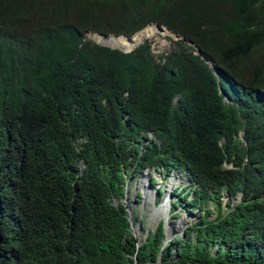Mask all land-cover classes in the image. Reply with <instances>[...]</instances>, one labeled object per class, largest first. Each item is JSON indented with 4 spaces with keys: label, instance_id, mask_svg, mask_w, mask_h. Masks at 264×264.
<instances>
[{
    "label": "trees",
    "instance_id": "obj_1",
    "mask_svg": "<svg viewBox=\"0 0 264 264\" xmlns=\"http://www.w3.org/2000/svg\"><path fill=\"white\" fill-rule=\"evenodd\" d=\"M151 23L233 78L227 102L180 41L160 66L147 43L121 54L84 37ZM152 166L184 169L189 203L216 209L158 260L161 225L135 247L110 203ZM133 260L264 264V0H0V264Z\"/></svg>",
    "mask_w": 264,
    "mask_h": 264
},
{
    "label": "clouds",
    "instance_id": "obj_2",
    "mask_svg": "<svg viewBox=\"0 0 264 264\" xmlns=\"http://www.w3.org/2000/svg\"><path fill=\"white\" fill-rule=\"evenodd\" d=\"M149 26H154V27H156V32L157 31H160V32H163V31H165L166 33H168V34H170V35H172V37H173V39H170V38H168L167 37V40H169L170 42H171V45H172V48L170 49V50H168L167 52H162L161 54H157V55H154V54H152V51H151V49H150V44L148 43V41L146 40H144V41H142L141 42V40H140V42L136 45V46H134L133 48H131V49H129V50H121V49H119V48H117V47H110V46H108V45H105V44H102V43H99L98 41H97V38H99L100 40H106L107 38H114V39H116V38H122V39H124V40H126V41H131L132 40V38L134 37V36H136L139 32H146V29L147 28H149L150 29V27ZM88 34H92V35H95V41H91V40H88L87 38H86V35H88ZM148 34H151V32L149 31V33ZM105 37V38H102V37ZM150 36V35H149ZM85 40H88V41H90V42H92V43H94L95 45H97V46H100V47H105V48H108V49H110V50H114V51H117V52H119V53H121V54H127V53H130V52H132L133 50H135L137 47H139L140 45H142L143 43H147V45H148V51H149V53L151 54V56L153 57L152 59H153V62H154V64H156V65H160V66H163L164 64V57L169 53V52H172L173 50H174V48H175V46H174V43L175 42H178V41H180L182 44H184V46L185 47H187V50H186V52L187 53H189L192 57H194V58H196L197 59V61L198 62H200L207 70H208V72L210 73V75L213 77V80H214V86H215V89H216V92H218V94H220L221 96H222V99L224 100V101H228L229 100V97L226 95V93H225V91H224V88H226V85H227V83L229 82V83H231V85H233V82H232V77L229 75V74H227L226 72H224L223 70H221L219 67H217V68H215V69H213L212 67H213V63L210 61V60H208V59H206L205 57H204V52L199 48V46H197V44H195V43H193V42H190V41H187V40H185L184 38H182V36H180V35H177V34H174V33H172V32H170V31H168L167 29H166V27H164V26H161V25H158V24H156V23H151V24H147V25H145L144 27H142L141 29H139V30H137L136 32H134L132 35H130V36H124V35H122V34H118V35H114V34H100V33H96V32H87L86 34H85ZM107 37V38H106ZM167 73V76H171V69L169 68L168 69V72H166ZM222 75L226 78V80L223 82L222 81ZM241 136V133L239 132L238 133V137H240ZM151 140H153V134L151 133V132H148V133H146V137L145 138H143V139H141V142H140V148L142 147V146H144V145H147V144H149L150 143V141ZM157 144H158V142H157ZM158 152V151H157ZM81 167H83V165H81L80 166V169H81ZM151 173H155L156 175H158V176H160L162 179H161V181H167V186H166V188H169V187H171L172 186V184H169V180H170V178L172 177V176H174V177H176V179H179V176L181 175V174H183V179H186V183H185V186H188V185H190L189 187L191 188V191H192V195H193V198L191 199V200H189V201H187V203L188 204H190V205H192L191 203H189V202H191L193 199H194V194H193V192H194V190L197 188V186H196V184L195 183H193V182H191L190 181V179L187 177V172L184 170V169H182V168H172L171 170H169V172H166V170L165 169H163L162 167H154V166H152V167H148V168H144V169H142L137 175H135L134 177H132V178H129V179H127L126 181H125V183H124V185H123V195H122V198L121 199H119V200H117V199H112L111 200V205L112 206H117L118 204H120L122 207H123V209H124V212H125V216H126V219H127V221H128V223H129V228H128V231H129V233H130V235L132 236V238L135 240V247H137L138 245H140V244H142L144 241H145V239H146V236H147V234L148 233H151L150 231H147L146 233H145V236H144V239L143 240H140L135 234H133L134 233V230H131V225H132V222H133V224H136V225H139L140 224V220L139 219H137V217H133V215H131V211H130V208L127 206V204L126 203H128L126 200H128V198H131V199H133V196H131L130 197V194H129V191L126 189V187L127 186H129L130 185V183L132 182V181H130V180H133V179H135L137 176H140L139 178H138V181H137V183H138V185L140 186V190L141 191H143L144 190V187H146L147 185H149V181L151 182L150 183V186H153L154 184L152 183V181H154L153 180V178L151 177L152 176V174ZM144 182H146V186H144ZM163 184V183H162ZM165 184V183H164ZM174 184V183H173ZM141 186H143V187H141ZM173 189V188H172ZM170 190V189H169ZM176 190V191H175ZM175 190H173L172 192H168V194L166 195L167 196V199L169 198V194H170V196H171V200H170V204H171V206H172V209H173V211L175 210V204L174 203H176V204H180L181 203V201H180V199L182 200V202H184V205H185V201H186V198H185V195L186 194H183L184 192H183V189H179L178 191H177V188H175ZM157 191V193L159 194V190L157 189L156 190ZM164 193V192H163ZM222 195H224V194H222ZM222 195H220V197H219V203H220V201H221V196ZM225 196V195H224ZM226 197V200L225 201H223L222 202V204L221 205H223V206H225V208L224 209H221V207L219 208V211H220V213H224L226 210H227V201H228V198H227V196H225ZM161 198L162 197H160L159 199H157V205H158V203L159 202H161L162 200H161ZM165 198V197H164ZM234 198H236V200H235V202H232V199H234ZM172 199H174V200H172ZM239 202H241V195L240 194H236L235 196H233V197H231L230 199H229V205H235V204H237V203H239ZM206 203H211V202H206ZM206 203H204V204H206ZM168 206H169V200H168ZM156 205V206H157ZM211 205H212V207H213V212H214V216H215V211H216V209H215V206L211 203ZM193 206H195V207H197L198 209H200V211L202 210L201 209V207H200V204H199V206L198 205H193ZM167 208H169V207H167ZM172 211V212H173ZM214 216L212 217V218H214ZM203 217H205V215L202 213V215H200L199 216V218L197 219V221L200 219V218H203ZM206 218V217H205ZM211 218V219H212ZM179 220V219H178ZM178 220H176V221H178ZM176 221H174L172 224H171V229L168 231V233H166V228H167V226H165V228H164V224L162 223V222H160V223H158V225L160 224L161 225V228H162V232H163V237H162V240H161V243H160V246H159V250H158V256H157V260L159 259V254H160V251L164 248V246H166V245H171V240L172 239H176V238H179V239H181V240H184L185 238H186V236L184 235V231H187V228L188 227H190V226H187L188 224H190V222L188 223V224H184L180 229L178 228V227H174L173 226V224L176 222ZM196 221V222H197ZM195 222V223H196ZM194 223V224H195ZM193 224V225H194ZM157 225V226H158ZM156 226V227H157ZM172 228H174L175 230H173L172 231ZM136 230V229H135ZM155 230H156V228H155ZM154 230V231H155ZM137 231V230H136ZM153 231V232H154ZM225 246V245H224ZM211 247H213V249L211 250ZM215 251H216V246L215 245H210V247H209V253H210V255H211V253H212V257L215 255ZM170 256H172L171 258H176L175 256H176V246H174L173 247V250L171 251V253H170ZM157 262V261H156ZM132 264H136V262L133 260V262H132Z\"/></svg>",
    "mask_w": 264,
    "mask_h": 264
},
{
    "label": "rangeland",
    "instance_id": "obj_3",
    "mask_svg": "<svg viewBox=\"0 0 264 264\" xmlns=\"http://www.w3.org/2000/svg\"><path fill=\"white\" fill-rule=\"evenodd\" d=\"M149 27H150L149 31L151 32V35L148 37L142 38V34H139L138 36L135 37L136 41L134 44H132V46L136 45L139 39L142 38L141 42L144 40L148 41V43L150 44V49L152 51V54L154 55L161 54L162 52H167L168 50H170L172 48V45H171V42L167 40V37L170 39H173L172 35L166 33L165 31L156 32V27L154 26H149ZM86 38L88 40L95 41V35L88 34L86 35ZM151 174H152L151 177L154 180L152 181V183L154 184L153 186H150V183H151L150 181H149V185L147 186H146V182H144V186L146 187H144V190L141 191L140 186L137 183L138 178L141 176L140 175V176H137L135 179L130 180L132 182L130 183L129 186L126 187V189L129 191L130 197L133 196V199L128 198V200H126L128 202L126 204L130 208L131 215H133V217L134 216L137 217V219L140 220L139 225L133 224L132 222L131 230H134L133 234H135L140 240L144 239L145 233L147 231L153 232L156 226L158 225V223L160 222L164 224V228L165 226H167L166 230L168 232L172 227L171 224L178 219L179 220L176 221L173 224V226L178 227L180 229L184 225V224L181 225L180 222L184 219H186L185 224H188L190 222V224H188L187 226H192L197 221L199 216L202 215V213L205 215L206 219H211L214 216L213 207L211 203L201 204L200 205L202 209L201 211L197 207L187 203V201L193 198V195H192L191 188L189 187L190 185L185 186L186 179H183L182 177L183 174H181L179 176V179H176L175 180L176 182L172 184V186L169 188H166L168 184L167 181H161L162 178L156 175L155 173H151ZM175 188H177V191L179 189H183V192H184L183 194H186L185 195V198H186L185 205H184V202H182V200L180 199L181 201L180 204L174 203L175 210L173 211L172 206L170 204L171 196L169 194L170 196L168 199L169 208H167L165 212L164 211L160 212V215L156 216L154 214V208L158 207L156 206L157 199L162 197L161 200L163 201L164 197L168 194V192L169 193L172 192L173 190H175ZM157 189L159 190V194L156 191ZM225 200H226V197L222 195L220 203L217 204L219 208L220 207L221 209L225 208V206H223L224 204L221 205L222 202ZM235 200L236 198L232 199V202H235ZM162 201L159 202L158 205L162 203ZM173 230L175 229L172 228V231ZM212 249L213 247H211V250Z\"/></svg>",
    "mask_w": 264,
    "mask_h": 264
},
{
    "label": "bare ground",
    "instance_id": "obj_4",
    "mask_svg": "<svg viewBox=\"0 0 264 264\" xmlns=\"http://www.w3.org/2000/svg\"><path fill=\"white\" fill-rule=\"evenodd\" d=\"M149 30L150 29L147 28L146 29V32H143V31L142 32H139L136 36H138L139 34H142V38L148 37L149 35H151V34H148L149 33ZM136 36H134L132 38L133 40H131V41H126V40H124L122 38H116V39H114V38H107L106 40H100L99 38H97V41L99 43L108 45L110 47H117V48H119L121 50H129V49L133 48L134 46H136L140 42V40L142 39V38H140L139 41H138V43L136 45H133L132 46V44H134L135 41H136V38H135ZM175 180H176V177L172 176L171 179L169 180V184L175 183L176 182ZM168 199H167V196H165V198L163 199L162 203H160L159 205H157L158 207L154 208V214L156 216L160 215V212H163V211L165 212L167 210V207H168V204H167L168 203ZM185 222H186V219L182 220L180 222V224L181 225L182 224H185ZM166 233H168L167 230H166Z\"/></svg>",
    "mask_w": 264,
    "mask_h": 264
},
{
    "label": "water",
    "instance_id": "obj_5",
    "mask_svg": "<svg viewBox=\"0 0 264 264\" xmlns=\"http://www.w3.org/2000/svg\"><path fill=\"white\" fill-rule=\"evenodd\" d=\"M102 38H105L104 36ZM107 38V37H106Z\"/></svg>",
    "mask_w": 264,
    "mask_h": 264
}]
</instances>
